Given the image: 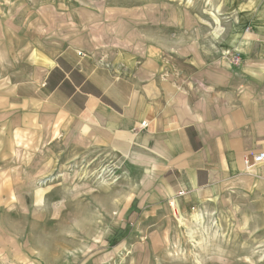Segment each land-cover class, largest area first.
Here are the masks:
<instances>
[{
  "label": "crops",
  "instance_id": "crops-1",
  "mask_svg": "<svg viewBox=\"0 0 264 264\" xmlns=\"http://www.w3.org/2000/svg\"><path fill=\"white\" fill-rule=\"evenodd\" d=\"M35 31L43 34L39 25ZM223 40L226 46L211 56L176 54L185 65L156 75L133 60L129 71L116 72L71 47H36L24 60L30 75L3 92L0 107L12 118L0 127H8L11 139L0 154H30L41 147L46 126L62 118L83 125L124 159L120 168L129 173L138 204L174 201L188 211L214 203L228 188L239 221L257 214L264 222V161L243 162L264 153V0L230 5ZM5 201L23 205L0 197ZM53 204L35 197L24 208H4L0 264H95L76 263L74 216L65 230L58 228L61 214Z\"/></svg>",
  "mask_w": 264,
  "mask_h": 264
},
{
  "label": "rangeland",
  "instance_id": "rangeland-1",
  "mask_svg": "<svg viewBox=\"0 0 264 264\" xmlns=\"http://www.w3.org/2000/svg\"><path fill=\"white\" fill-rule=\"evenodd\" d=\"M237 3L0 0V104L12 83L30 75L24 60L36 47H71L116 72L129 71V60L155 75L178 71L185 62L176 54L219 52L230 34V5ZM37 25L43 34L35 31ZM11 118L0 107V126ZM44 131L41 147L30 154L20 152L19 159L0 154V197L23 203L2 202L0 224L4 208H24L39 197L61 214L58 228L65 230L74 216L76 263L90 258L95 264H264V222L257 214L239 221L230 189L214 203L188 211L174 201L143 206L131 200L129 173L120 168L124 159L110 144L62 118ZM9 133L0 127V146L9 142ZM115 200L122 204L114 206Z\"/></svg>",
  "mask_w": 264,
  "mask_h": 264
},
{
  "label": "built area",
  "instance_id": "built-area-1",
  "mask_svg": "<svg viewBox=\"0 0 264 264\" xmlns=\"http://www.w3.org/2000/svg\"><path fill=\"white\" fill-rule=\"evenodd\" d=\"M232 63L237 64L238 63V58H234ZM142 126H147L146 122L142 123ZM264 161V153L263 152H258V153H252L249 155H245L243 157V162L246 167H251L254 165H258Z\"/></svg>",
  "mask_w": 264,
  "mask_h": 264
},
{
  "label": "bare ground",
  "instance_id": "bare-ground-1",
  "mask_svg": "<svg viewBox=\"0 0 264 264\" xmlns=\"http://www.w3.org/2000/svg\"><path fill=\"white\" fill-rule=\"evenodd\" d=\"M195 219L199 220V215H195Z\"/></svg>",
  "mask_w": 264,
  "mask_h": 264
}]
</instances>
